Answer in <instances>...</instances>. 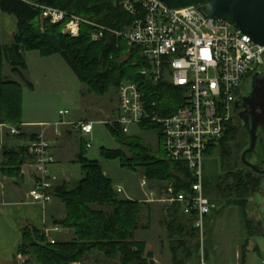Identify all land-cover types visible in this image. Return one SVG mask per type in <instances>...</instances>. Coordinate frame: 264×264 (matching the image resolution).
<instances>
[{"label": "trees", "instance_id": "obj_1", "mask_svg": "<svg viewBox=\"0 0 264 264\" xmlns=\"http://www.w3.org/2000/svg\"><path fill=\"white\" fill-rule=\"evenodd\" d=\"M33 4L60 9L113 31L131 26L135 20V17L123 8L116 6L114 0H0V20L2 14H8L16 19L17 26L13 42L9 45H0V124L14 127H21L23 124L24 86L30 90L34 89L25 75L28 70L24 57L26 52H39L43 58L61 56L79 81L99 97L105 96L112 89L117 91L126 80H132L142 89L147 90L145 79L140 76V68L144 62L137 47H130L126 41L110 32L104 33L100 41H95L93 34L97 29L91 24H82L78 37L65 34L64 24L42 21L41 10ZM5 61L9 63L12 73L16 74L22 83L4 77ZM162 86L158 85L154 89L156 93L148 91L147 99L172 105L171 103L178 97L176 96L178 90ZM174 108L173 106L171 110ZM234 120L228 126L220 143L207 151L212 153L215 148L221 150L222 168L225 174L220 177L214 195L210 194L206 180H204V191L212 203V199L220 196L227 206L241 209L244 226L251 238L259 232L249 218L248 206L250 198L260 192L264 175L246 167L242 160V167L235 160L233 164H229L232 160L234 142L241 138L240 141L245 139L246 144H249L247 132L244 137L242 128ZM107 126L110 127L112 134H124L117 125L107 124ZM142 128L157 127L150 125ZM130 146L135 144L130 143ZM240 146L239 143L237 148ZM25 150L20 153L5 150V163L0 165L2 171L17 172L25 161L23 158ZM101 154L106 160H119L122 166H126L129 161L140 159L139 156L127 158L122 151H112L105 147L101 149ZM251 154L247 156V160ZM80 162L84 171L83 179L74 188L62 185L54 189V196L60 198L67 208V217L57 224L73 230L76 235L75 240L51 244L39 232L25 230L24 243L19 248V253L34 255L40 264H74L84 260L93 252L104 254L109 259L118 258L120 264H155L153 253L147 250V243L135 238L143 202L120 199L112 180L105 175L99 162L85 157H81ZM5 165L9 169L6 170ZM145 166L146 177L151 181H175L179 189L188 188L192 181L188 169L168 160L155 161ZM256 166L264 170L262 165ZM163 209L165 224L172 241L173 264H184L178 261L179 249L186 251L187 256L192 255L186 236L196 239L197 245L194 248L200 255L198 231L193 228L194 218L182 213L177 205ZM216 212L218 210L213 214ZM212 216L206 218V230ZM261 227L259 224L258 228L262 229ZM177 237L181 239L177 241ZM205 256L208 259L210 255L206 252ZM245 257L246 254L243 255V259Z\"/></svg>", "mask_w": 264, "mask_h": 264}, {"label": "built area", "instance_id": "obj_2", "mask_svg": "<svg viewBox=\"0 0 264 264\" xmlns=\"http://www.w3.org/2000/svg\"><path fill=\"white\" fill-rule=\"evenodd\" d=\"M114 3L135 17L131 26L120 31L54 7L33 6L41 10L42 21L64 24L65 34L78 37L82 24H91L97 29L93 40L100 41L104 33L110 32L140 50L144 62L140 76L145 79L147 90L132 80L124 81L116 92V117L97 123L117 125L125 135L132 127H157L167 160L188 169L192 181L188 188L179 189L175 181L160 185L145 176L141 187L149 191L146 201L164 207L177 205L182 213L193 217V228L198 231L200 241V264H212L205 256L206 218L218 208L204 191V159L235 119L236 101L242 95L239 86L246 79L264 76V47L229 23L208 19L198 8L172 10L158 0H114ZM158 85L178 90L172 105L147 99V92L156 93ZM68 114L60 111L61 117ZM54 125L71 126L84 136L94 132V123L62 120L46 127ZM6 127L0 124V128ZM9 129L15 136L22 133L15 127ZM87 148H91L89 142ZM25 156L34 169V187L29 198L34 204L46 205L54 198L57 178L51 170L56 158L45 132L30 140ZM114 189L123 193L119 186ZM59 230L58 227L45 230L49 243H56L51 234Z\"/></svg>", "mask_w": 264, "mask_h": 264}, {"label": "rangeland", "instance_id": "obj_3", "mask_svg": "<svg viewBox=\"0 0 264 264\" xmlns=\"http://www.w3.org/2000/svg\"><path fill=\"white\" fill-rule=\"evenodd\" d=\"M3 17H9L16 25V19L13 16L3 14ZM8 35L10 34L6 25L0 22V44H8ZM27 59L30 64L29 74L35 82L37 90L35 92L24 90L23 120L26 117L27 120L60 122V111H68L70 115L64 116L63 120L69 122V117L79 116L86 106L90 108L89 111H109V116L107 114L102 116L104 122H109L116 117L117 91L115 89L102 97L90 92L63 62L61 56L43 58L39 52H29ZM3 73L7 80L15 77L11 72V66L6 61ZM254 79H246L239 86L242 95L250 91ZM234 121L242 128L244 137L247 132L249 144H246L245 139L240 141L241 138L234 142L232 160L229 161V164L236 161L242 167V155L244 150L250 147V132L237 114H235ZM15 128L21 130L22 127ZM258 134L257 147L250 155L249 162L253 165H262L264 168V130L262 127L258 130ZM241 137L243 138V134ZM85 139L91 144V148L86 150L84 145H81L84 156L91 160H98L105 175L112 180L114 188L119 185L123 189V193H118L119 198L128 199L127 192L131 190L134 194L132 198L140 199L143 202L144 216L142 213L140 214L139 228L135 233L136 240L149 242L153 248L151 250H154L165 264H173L172 241L165 224L164 206L158 203H148L146 194L149 191L141 187V181L146 176L145 165L159 160H167L158 129L132 127L129 134L119 135L112 134L109 126L96 122L94 123V132L92 135L86 136ZM130 143H134L135 146H130ZM239 143L241 146L237 148ZM103 147L112 151L120 150L125 153L127 158L139 156L140 159L129 161L126 166H122L119 160L104 159L101 155ZM221 156V150L218 148L205 155L204 180L207 181L211 195L215 194V187L219 184L220 177L225 174ZM153 182L164 185L169 181L153 180ZM212 201L219 211L213 214L211 223L206 230L205 253L208 252L216 264H244L245 262L246 264H264V178L260 192L250 198L248 206L249 218L259 232L251 238L244 226L241 209L227 206L220 196ZM104 210L108 211L109 209ZM259 224L262 229L258 228ZM52 235L54 238H59L58 233H52ZM176 239L178 241L181 238L177 237ZM186 242L192 255L187 256L186 251L179 249L178 261H182L184 264H200V255L194 248L197 245L196 239L186 236ZM246 253L247 255L243 259V255ZM83 261H86V264H120L118 258L109 259L99 252L90 253L84 260L78 262Z\"/></svg>", "mask_w": 264, "mask_h": 264}, {"label": "crops", "instance_id": "obj_4", "mask_svg": "<svg viewBox=\"0 0 264 264\" xmlns=\"http://www.w3.org/2000/svg\"><path fill=\"white\" fill-rule=\"evenodd\" d=\"M0 22H3L6 25L10 34L7 36L9 42L8 44H5L9 45L13 42L17 26L14 25L15 22L9 17H3V14ZM27 54H29V52L24 54L28 66V70L25 72V75L28 81L33 84L34 89L30 90L28 87L24 86V90L35 92L37 90V86L29 74L30 64L27 59ZM62 60L64 59L62 58ZM63 62L67 64L65 60ZM14 76L15 77L13 79L10 78V81L22 83L16 74H14ZM89 109L90 108L86 106L84 111H81L79 116L74 115L73 117H69L68 121L96 123L103 121V115H110L109 111H89ZM62 120L63 117H61L60 121ZM55 123L59 122H49L48 120L34 121L27 120L26 117H24L23 124L21 126L22 135L19 136L12 135L10 130L8 131V128L11 126L7 125L6 128H1L0 165L5 163V150L20 153L26 149L31 139L38 134L45 132L47 139L51 143L52 151L56 158V163L51 168L52 174L57 178L55 187L63 185L69 188H74L84 177V171L82 169L80 159L85 156L82 152L81 145H84V148L87 150L88 142L85 139L86 136L74 130L71 126L54 125L46 127L48 124ZM23 158H25V161L17 172H4L2 171V166H0V264H40L34 255H25L19 253L18 251L24 243L25 230H35L41 235H44L45 230L51 229L52 227H58L60 230L54 233H58L59 238H54L51 234L52 238L56 240V242H71L75 239V235L72 230L66 229L57 224V222L62 221L67 217L66 205L60 198L54 196L53 200L46 205L34 204L31 202L29 192L34 187V169L27 156H24ZM87 159L91 160L89 158ZM91 161L99 162L96 159ZM4 168L6 170L9 169L6 165ZM127 195L128 199L141 201L140 199L132 198V195L134 194L131 190H128ZM141 213L144 216V208ZM46 241L49 242L47 238ZM146 243L147 250L152 252L154 255V262L156 264H165V262L161 260L157 254H155L154 250H151L153 249L151 244L149 242ZM207 260L212 264H216L212 261L210 256ZM74 264H86V261ZM244 264H246V262Z\"/></svg>", "mask_w": 264, "mask_h": 264}, {"label": "water", "instance_id": "obj_5", "mask_svg": "<svg viewBox=\"0 0 264 264\" xmlns=\"http://www.w3.org/2000/svg\"><path fill=\"white\" fill-rule=\"evenodd\" d=\"M172 10L198 8L204 16L214 21L229 23L236 31L248 35L252 40L264 47V0H158ZM247 95H241L236 101V109L240 110L244 101H249L253 118L247 126L250 132V147L242 155L244 165L255 173L264 175V170L247 160V156L256 150L258 130L264 127V119L260 121L257 109L261 107L264 115V76L257 80ZM256 111V113H255Z\"/></svg>", "mask_w": 264, "mask_h": 264}, {"label": "flooded vegetation", "instance_id": "obj_6", "mask_svg": "<svg viewBox=\"0 0 264 264\" xmlns=\"http://www.w3.org/2000/svg\"><path fill=\"white\" fill-rule=\"evenodd\" d=\"M259 78H255L254 79V81H253V83H252V85H251V89L253 88V86L254 85H257L258 83H257V80H258ZM251 89H250V91H251ZM249 91V92H250ZM248 92V93H249ZM247 93V94H248ZM247 94H244V95H247ZM240 97V96H239ZM251 106H250V103H249V101H244L242 104H241V108H240V110H237V112H236V114H237V116L240 118V119H242V121L245 123V125H246V127L251 123V121H252V118H253V111H251V108H250ZM255 113H256V111H255ZM257 113H260L259 114V119H260V121L261 120H263L264 119V115H262V113H261V107H259L258 109H257Z\"/></svg>", "mask_w": 264, "mask_h": 264}]
</instances>
